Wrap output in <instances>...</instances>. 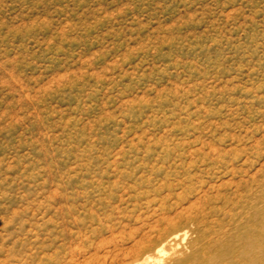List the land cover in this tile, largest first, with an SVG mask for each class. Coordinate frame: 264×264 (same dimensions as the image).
Returning a JSON list of instances; mask_svg holds the SVG:
<instances>
[{
    "label": "rangeland",
    "instance_id": "374dc122",
    "mask_svg": "<svg viewBox=\"0 0 264 264\" xmlns=\"http://www.w3.org/2000/svg\"><path fill=\"white\" fill-rule=\"evenodd\" d=\"M261 173L264 0H0V264L158 257Z\"/></svg>",
    "mask_w": 264,
    "mask_h": 264
},
{
    "label": "bare ground",
    "instance_id": "6f19581e",
    "mask_svg": "<svg viewBox=\"0 0 264 264\" xmlns=\"http://www.w3.org/2000/svg\"><path fill=\"white\" fill-rule=\"evenodd\" d=\"M262 175L245 192H236L237 203L227 199L220 205L210 200L213 204L201 211L200 216L188 219L189 226L185 224L164 235L155 247L160 256L145 251L142 258L130 264H164L167 247L172 251L171 264H264Z\"/></svg>",
    "mask_w": 264,
    "mask_h": 264
}]
</instances>
